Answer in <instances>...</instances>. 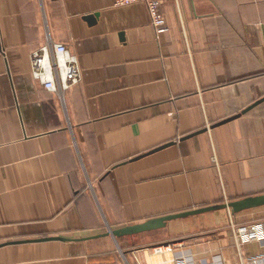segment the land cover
Masks as SVG:
<instances>
[{"label":"crops","instance_id":"obj_1","mask_svg":"<svg viewBox=\"0 0 264 264\" xmlns=\"http://www.w3.org/2000/svg\"><path fill=\"white\" fill-rule=\"evenodd\" d=\"M160 10L158 35L143 4L0 0V264H264L235 230L264 206L99 236L264 194V101L241 114L264 99V0ZM48 42L80 69L61 95L30 73Z\"/></svg>","mask_w":264,"mask_h":264},{"label":"built area","instance_id":"obj_2","mask_svg":"<svg viewBox=\"0 0 264 264\" xmlns=\"http://www.w3.org/2000/svg\"><path fill=\"white\" fill-rule=\"evenodd\" d=\"M143 4L156 34L168 31L160 10L161 0H114L115 7ZM32 78L50 92L61 95L80 81V69L75 56L60 43L48 42L30 55ZM234 227V226H232ZM236 234L247 240L264 241V223L236 228ZM156 251H160L157 248Z\"/></svg>","mask_w":264,"mask_h":264},{"label":"water","instance_id":"obj_3","mask_svg":"<svg viewBox=\"0 0 264 264\" xmlns=\"http://www.w3.org/2000/svg\"><path fill=\"white\" fill-rule=\"evenodd\" d=\"M262 101H264V99H262L261 101H258L254 105L248 107L247 109L242 111L241 114L247 112L248 110H250L251 108H253L255 105L259 104ZM241 114L236 115L234 117H231L229 119H226L224 121H221L220 123H217L216 125H214V127L228 123V122L240 117ZM203 132H205V130L194 133L193 135L185 137L184 139L191 138V137H193L197 134L203 133ZM184 139H181V140H184ZM173 144L174 143H167V144H165L161 147H158V148L150 151L149 153L141 155V156H139L133 160L141 159V158L146 157L150 154H153L155 152L163 150V149H165V148H167ZM262 206H264V194L252 196V197H246V198H243V199H240L237 201H232V202H229L226 204H217V205L207 206V207H203V208H199V209H195V210H191V211H186V212H182V213H177V214H173V215H167V216L156 218V219H150L144 223H140V224H136V225H130V226H126V227H123L120 229H116V230H109L106 234L99 235V236H110L113 239H117L120 237L133 236V235H136L139 233L158 230V229L164 228L168 222H170L172 220L180 219V218H186V217H190V216H195V215L219 211V210H227V211H230V213L232 215H235V214H238L240 212L252 210L255 208L262 207ZM92 238H96V237H92ZM46 241H67V240L64 238L56 237V238H44V239L31 240V241H26L25 243L46 242Z\"/></svg>","mask_w":264,"mask_h":264},{"label":"rangeland","instance_id":"obj_4","mask_svg":"<svg viewBox=\"0 0 264 264\" xmlns=\"http://www.w3.org/2000/svg\"><path fill=\"white\" fill-rule=\"evenodd\" d=\"M226 203H229V202H221V203H219V204H226ZM224 214H225V218L227 217V212L225 211V212H223ZM232 216L229 214V218H231ZM254 223H264V219L262 218V219H258V221H256V222H253V223H250V224H247V225H245V226H248V225H251V224H254ZM237 223H235L233 220H229V222H228V224H226L227 226H234V227H236L237 225H236Z\"/></svg>","mask_w":264,"mask_h":264},{"label":"bare ground","instance_id":"obj_5","mask_svg":"<svg viewBox=\"0 0 264 264\" xmlns=\"http://www.w3.org/2000/svg\"><path fill=\"white\" fill-rule=\"evenodd\" d=\"M229 213H230V211H229ZM230 215H231V213H230Z\"/></svg>","mask_w":264,"mask_h":264}]
</instances>
